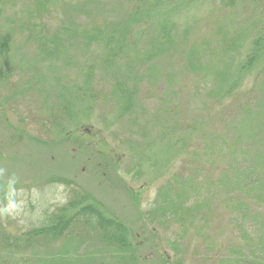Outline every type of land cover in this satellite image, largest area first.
I'll use <instances>...</instances> for the list:
<instances>
[{
	"label": "trees",
	"instance_id": "trees-1",
	"mask_svg": "<svg viewBox=\"0 0 264 264\" xmlns=\"http://www.w3.org/2000/svg\"><path fill=\"white\" fill-rule=\"evenodd\" d=\"M177 1L0 0V10L6 3L12 9L4 18L0 13V28H6L0 31V52L17 39L40 62L26 63L36 80L23 82L0 70V84L10 83L16 99L15 81H22L23 92L48 82L70 96L59 102L66 112L77 106L86 110L87 103L115 105L137 129L136 141L125 144L137 162L134 173L146 163L160 172L161 154L175 139L181 142L188 158L180 172L158 187L144 211L136 198L146 233L161 234L160 227L169 225L165 243L172 254L158 252L163 264H184L191 231L209 237L202 246L215 250L221 244L219 227L228 230L223 246L229 252L217 255V264H264V9L253 18L260 28L246 39L221 24L205 32L197 27L198 18L180 28L168 14ZM191 1L197 0L183 3ZM225 1L232 6L238 0ZM255 3L264 7V0ZM157 127L154 139L151 131ZM15 130L22 136V128ZM208 191L205 203V197L191 198ZM7 192L0 188V210L9 205ZM73 194L49 209L42 223L15 230L0 221V264L141 263L137 236L127 224L87 193ZM221 213L228 220L219 218ZM217 219L219 226L211 224Z\"/></svg>",
	"mask_w": 264,
	"mask_h": 264
},
{
	"label": "rangeland",
	"instance_id": "rangeland-1",
	"mask_svg": "<svg viewBox=\"0 0 264 264\" xmlns=\"http://www.w3.org/2000/svg\"><path fill=\"white\" fill-rule=\"evenodd\" d=\"M146 1L147 4L148 2L159 4L162 0ZM164 1L167 4L170 0ZM183 1L178 0V5L173 6L171 12L168 11V14L174 16L180 28L184 24L183 21L198 18L197 27L205 32L211 33L221 24L234 34L245 35L246 39H250V35L255 34L260 28L257 27L259 21H253V18L255 15L258 17L256 12H261L258 9L264 7L263 3L256 4L255 0H238L232 6L227 5L225 0H197L189 3ZM6 5L2 4L0 10L2 18L12 11ZM165 7L160 4L158 9ZM1 28L0 31L5 33L6 28L3 26ZM205 32L204 35L208 34ZM217 38L218 35L215 39ZM16 40L10 41L9 47L0 52V70L14 73V77L23 82L28 77L36 80L38 76L31 75L34 72L29 70L26 63L37 65L40 62L32 51L16 44ZM179 65L180 63H177L178 68ZM42 71L43 63L38 66V73ZM10 80L11 78H8L9 82ZM9 84H0V188L8 191L9 199L7 208L0 210V221L5 225H13L12 229L15 230L42 223L49 209L67 203L73 197L74 191H83L91 197L90 200L101 204L107 213L118 216L137 236L139 251L142 253V262L139 264H163L158 252L164 253L165 250L168 254L171 253L165 243L170 237L169 225L165 223L160 227L161 234L154 235L148 231L146 233V230L142 229L143 223L138 218L136 198L139 199L140 208L144 211L154 200L158 187L171 175L180 172L183 160L188 158L184 157L182 148H179L181 142L175 139L170 144V149L167 148L168 150L161 154L164 168L162 167L160 172H157L150 163H146L142 171L134 173L133 169L137 162H133L129 147L125 144L127 140L136 141L134 134L137 129L125 116H119L120 111L118 112L115 105L109 106L110 103L106 102L108 108L102 104L89 107L87 103L85 108L89 111L77 106L73 108V112L72 108L66 112L59 102L70 96L65 91L53 89L48 82L37 83L31 91L23 92L22 81L21 83L15 81L12 85H19L14 92V95L18 93L16 99L12 98L13 90L8 87ZM188 86L192 87L193 84L189 81ZM68 93L70 95L69 91ZM154 103L155 99L150 101V105ZM76 117L78 120H75ZM20 119H24V127L20 124ZM15 128L23 129V133L20 132L22 136ZM79 128L81 131H78ZM158 130L160 128L157 127V130L151 131L154 139L159 137ZM80 138L84 141H79ZM81 143H85L86 147L80 146ZM87 143L100 155L89 148ZM158 159L161 163L160 157ZM52 178L63 180L55 182ZM128 188L139 197L135 195L134 198ZM210 191L207 192V196L193 195L191 198H198L201 201L202 197H205L202 202L205 203L211 195ZM191 201L188 202L193 206L194 202ZM209 204L211 203L207 205ZM222 214H218V217L228 220L225 217L227 215ZM218 219L211 224L219 226ZM217 229L215 234H221L222 245L216 246L215 250L202 246L206 245V241L210 242L209 237L190 232V238L183 248L186 259L184 264H217V255L228 254L229 251L223 246L229 241L228 230L223 233L220 227ZM157 244L161 246V250Z\"/></svg>",
	"mask_w": 264,
	"mask_h": 264
}]
</instances>
